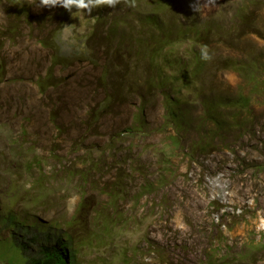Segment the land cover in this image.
<instances>
[{
  "label": "rangeland",
  "instance_id": "1",
  "mask_svg": "<svg viewBox=\"0 0 264 264\" xmlns=\"http://www.w3.org/2000/svg\"><path fill=\"white\" fill-rule=\"evenodd\" d=\"M224 1L232 2L224 5L227 14L217 4ZM254 1L193 0L191 18L192 10L201 20L219 10L214 20L223 23L240 3ZM151 16L157 18L159 37L166 29L173 36L185 20L179 10L156 12L152 0H135V7L120 0L90 15L41 7L40 0H0L5 67L3 80L0 71V264H32L39 248L30 237L33 226L48 222L69 227L79 244L91 241L89 255L81 250L82 260L106 259L109 249L101 243L100 228L114 216L107 191L118 177L128 182L129 193L116 208L124 219H140V226L117 233L115 245L148 233L172 247L179 264H202L207 239L218 230L221 250L264 246V106L256 102L254 117L229 129L224 146L196 162L181 152L170 157L167 213L150 196L135 202L143 179L158 174L159 150H170L161 95L147 91L144 83L152 74L147 43L154 33L146 20ZM257 28L248 41L262 48L264 7ZM173 48L172 60L186 56V45ZM227 50L224 44L209 47L207 66ZM51 71L42 92L37 82ZM206 76L207 88L211 73ZM214 82L234 91L243 85L225 70ZM177 108L189 124L181 140L188 147L196 140L200 106ZM14 240L26 248L15 250ZM250 259L241 264H264V251Z\"/></svg>",
  "mask_w": 264,
  "mask_h": 264
},
{
  "label": "trees",
  "instance_id": "2",
  "mask_svg": "<svg viewBox=\"0 0 264 264\" xmlns=\"http://www.w3.org/2000/svg\"><path fill=\"white\" fill-rule=\"evenodd\" d=\"M230 3L232 2L224 1L217 4L222 7L223 14H227L224 5ZM152 4L158 13L179 10L185 17V20L181 19L182 21L179 22L173 36L170 29H166L162 31L160 37L154 33L156 31L160 33V27L155 21L157 18L151 16L146 19L154 34H151L147 43L148 58L153 63L152 74L147 76L144 83L147 91L161 95L164 109L162 126H169L171 134L167 137L169 144L166 145L170 150L167 152L163 148L159 150L162 160L159 162L158 174L143 179L135 202H138L143 195L150 196L153 202H157L158 206L160 204L164 213H167L164 191L168 187V172H172L171 167L168 166L170 157L176 155V152H181L190 162H196L200 156L224 146V137L229 129H240L247 120L254 117L256 112L252 106L253 102L264 106V47L258 48L256 44L248 41L251 36L255 37L258 31V11L264 7V0H257L251 4L240 3L223 23H216L214 20L219 10L214 11L205 20H201L198 13L192 10L191 18V9H194L193 0H152ZM42 44L45 45L44 42ZM216 44H224L228 50L218 57L215 64L211 63L207 66L209 59L201 58L202 50L206 49L210 56L209 47ZM180 45L187 46L186 56L172 60L173 46ZM54 50L59 51L57 45H54ZM157 57L160 63L156 62ZM224 70L236 73L243 85L234 91L229 87H222L223 84H216L218 82L215 83L214 80L217 73ZM0 71L3 72V80L5 67L1 60ZM207 71L211 73V81L210 87L206 88ZM52 78L51 71L37 82L40 91L45 90V85L47 86ZM191 103H197L201 113L196 124L198 129L196 140L188 147H184L181 144L182 133L188 131L189 124L183 120V114L177 106ZM127 184L128 182H124L123 178L118 177L107 191V205L114 216L112 219L104 220L100 228L101 243L109 249L106 259L101 262L87 258L85 261L82 260L81 250L86 251L84 257L89 255V250L93 247L91 241L79 244L69 227L64 228L58 222H48L33 226L34 234L30 237L35 243L39 241V248L38 256L32 264H152V262L179 264L180 260L174 249L168 244H160L148 233L142 234L136 242L131 240L121 246L115 245L117 233L124 232L129 227L138 231L140 226V219L135 217L124 219L116 208L120 200H124L129 193ZM21 226L26 230L29 228L23 224ZM222 233V230H218L207 239L208 246L203 249L202 264H234V262L241 264L255 257L258 251H264V246L260 244H248L246 249L238 252H232L228 246L225 250H221L219 243L223 240ZM12 243L15 250L22 251L26 248L24 244L15 240Z\"/></svg>",
  "mask_w": 264,
  "mask_h": 264
},
{
  "label": "clouds",
  "instance_id": "3",
  "mask_svg": "<svg viewBox=\"0 0 264 264\" xmlns=\"http://www.w3.org/2000/svg\"><path fill=\"white\" fill-rule=\"evenodd\" d=\"M126 2L129 3L130 7H135V0H126ZM118 3H120V0H40L41 7L53 8L60 6L70 13L72 9L75 8L88 15H90L95 8L100 6L115 7ZM201 58L204 60L210 59L206 49L202 50Z\"/></svg>",
  "mask_w": 264,
  "mask_h": 264
}]
</instances>
